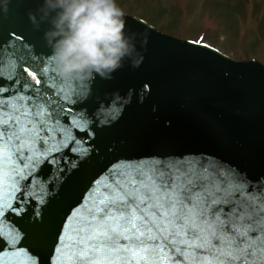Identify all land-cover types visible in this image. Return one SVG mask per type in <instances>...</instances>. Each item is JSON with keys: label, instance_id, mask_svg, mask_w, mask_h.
I'll return each instance as SVG.
<instances>
[{"label": "water", "instance_id": "water-1", "mask_svg": "<svg viewBox=\"0 0 264 264\" xmlns=\"http://www.w3.org/2000/svg\"><path fill=\"white\" fill-rule=\"evenodd\" d=\"M40 3L9 0L7 12L0 11V87L14 93L18 75L32 83L22 72L27 67L44 77L46 87L55 83L67 92L65 108L86 115V127L72 128V116L61 122L85 151L72 152L77 145H70L55 153L57 165L44 162L37 168L40 186L26 181L33 195L16 194L12 206L18 211L6 209L0 226L20 233L18 247L28 249L37 239L50 242L95 180L125 163L203 159L264 187V64L234 60L213 46L165 34L124 14L125 30L146 38V44L139 37L136 42L142 61L133 68L125 59L111 80L96 75L85 97L79 84L61 78L51 65L44 38L48 21L35 27L29 19ZM41 251L38 264H52L55 246Z\"/></svg>", "mask_w": 264, "mask_h": 264}, {"label": "snow or ice", "instance_id": "snow-or-ice-1", "mask_svg": "<svg viewBox=\"0 0 264 264\" xmlns=\"http://www.w3.org/2000/svg\"><path fill=\"white\" fill-rule=\"evenodd\" d=\"M22 72L32 83L18 75L14 93L0 87V217L18 211L17 193L33 195L26 181L40 186L39 165H57L54 154L70 145L85 151L61 121L72 116L71 127L83 130L87 116L65 108L69 95L55 83ZM66 217L50 242L28 249L17 246L18 231L0 226V264H38L45 245L55 246L52 264H264V187L203 159L113 166Z\"/></svg>", "mask_w": 264, "mask_h": 264}, {"label": "clouds", "instance_id": "clouds-1", "mask_svg": "<svg viewBox=\"0 0 264 264\" xmlns=\"http://www.w3.org/2000/svg\"><path fill=\"white\" fill-rule=\"evenodd\" d=\"M8 3L0 0V11L7 12ZM29 19L35 27L48 21L44 38L51 48V65L61 78L79 84L85 97L96 75L111 80L125 59L133 68L142 61L136 42L139 37L146 44V38L125 30L116 0H41Z\"/></svg>", "mask_w": 264, "mask_h": 264}, {"label": "rangeland", "instance_id": "rangeland-1", "mask_svg": "<svg viewBox=\"0 0 264 264\" xmlns=\"http://www.w3.org/2000/svg\"><path fill=\"white\" fill-rule=\"evenodd\" d=\"M123 13L230 57L264 64V0H118Z\"/></svg>", "mask_w": 264, "mask_h": 264}]
</instances>
